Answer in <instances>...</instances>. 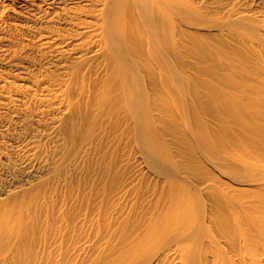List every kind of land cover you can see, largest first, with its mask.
<instances>
[{
    "label": "bare ground",
    "instance_id": "bare-ground-1",
    "mask_svg": "<svg viewBox=\"0 0 264 264\" xmlns=\"http://www.w3.org/2000/svg\"><path fill=\"white\" fill-rule=\"evenodd\" d=\"M0 264H264V0H0Z\"/></svg>",
    "mask_w": 264,
    "mask_h": 264
}]
</instances>
